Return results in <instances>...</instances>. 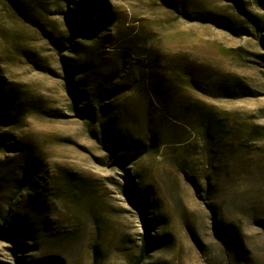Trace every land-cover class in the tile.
Returning a JSON list of instances; mask_svg holds the SVG:
<instances>
[{
    "label": "rangeland",
    "instance_id": "1",
    "mask_svg": "<svg viewBox=\"0 0 264 264\" xmlns=\"http://www.w3.org/2000/svg\"><path fill=\"white\" fill-rule=\"evenodd\" d=\"M78 1L0 0V264H264V1Z\"/></svg>",
    "mask_w": 264,
    "mask_h": 264
},
{
    "label": "trees",
    "instance_id": "2",
    "mask_svg": "<svg viewBox=\"0 0 264 264\" xmlns=\"http://www.w3.org/2000/svg\"><path fill=\"white\" fill-rule=\"evenodd\" d=\"M259 1L262 2L264 0H259ZM96 3H99V0H80L78 2H74L75 7L72 9H69L68 12L66 13V18L69 21L70 27H71V29H73L74 32H76V34H78V35L84 34L88 29H90L91 27L96 25V23L102 24V22H103L102 16H100L97 19V22L91 18V12L94 10V8H95L94 4H96ZM101 12H102V10H101ZM84 19L88 20L87 29L82 28L81 25H79L78 27H75L76 22L84 20ZM210 20H212L215 24H217L221 27L228 28L230 30L234 29L233 25H231L230 20H228L224 17H223V19L219 18V17H210ZM59 46L60 45H58V44L56 45V48L58 50L60 49ZM58 53L61 54L60 51H58ZM68 68L69 67L64 65V70L66 72L68 71ZM101 85L102 86L98 87V89H97L98 94H96V97H97L99 102H103V98H105L104 95L101 93V90H103L106 93V92H109V89L111 88L110 81H108V80L103 81ZM8 107H9L8 103L3 101V99H1V97H0V126H2V124H4L5 122L8 121V117H9ZM105 116H106L105 114L103 116L101 115V117H99L97 119H95V117H93L92 115L89 116V119H90L88 121L89 131L91 132L92 126L95 125L96 122L102 123L103 120H106V123L112 127V122H110V118L105 117ZM105 138L110 140L111 146L113 148H119L118 151L124 152L119 156V158H122L123 155H125L129 152V150L131 149L130 148L131 145H132V148H135L133 146L134 143L132 142V144L131 143L128 144L120 133L115 132L114 134H110V135H105L102 133L100 140L103 144H104ZM4 140H5V138H4L3 134L0 133V149L4 146ZM134 150H137V149L135 148V149H133V151ZM138 209H139L140 213L142 214L143 208L140 204L138 205ZM8 237L11 238L12 235H9ZM146 254H147V244H146V239L143 238L141 243H140L139 253H138V256L135 260V264H139L140 262H142L145 259Z\"/></svg>",
    "mask_w": 264,
    "mask_h": 264
}]
</instances>
